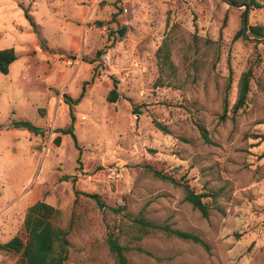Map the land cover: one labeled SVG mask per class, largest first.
<instances>
[{
  "label": "rangeland",
  "instance_id": "1",
  "mask_svg": "<svg viewBox=\"0 0 264 264\" xmlns=\"http://www.w3.org/2000/svg\"><path fill=\"white\" fill-rule=\"evenodd\" d=\"M244 12L224 0H0V49L16 53L0 74V127L27 121L43 130H0V244L43 200L64 226L72 215L86 221L70 237L65 264H113L106 237L127 223L122 210L195 233L209 247L154 232L128 253L130 264H264V40L235 37ZM247 23L264 26V8L247 6ZM173 25L177 79L163 80L156 50ZM194 36L198 67L187 49ZM247 70V98L235 111ZM82 94L72 109L75 145L58 130L70 123L64 96ZM144 166L197 194L216 191L215 201L204 199L209 216ZM83 194H97L104 207ZM14 261L0 252V264Z\"/></svg>",
  "mask_w": 264,
  "mask_h": 264
},
{
  "label": "trees",
  "instance_id": "2",
  "mask_svg": "<svg viewBox=\"0 0 264 264\" xmlns=\"http://www.w3.org/2000/svg\"><path fill=\"white\" fill-rule=\"evenodd\" d=\"M224 1L231 6L247 5L248 7H254L256 9L264 8V4H261L258 0ZM116 2L117 1H114V3ZM243 14L242 27L235 37H242L243 39L253 37L254 39L264 40V26L249 25L247 23L246 30H244ZM25 15L26 17H29L26 10ZM176 27V25H173L169 28L160 46L156 50L157 64L159 71L161 72V78L159 79H177V67L172 60V47L177 41V32L175 31ZM119 33L122 35L124 32L121 30ZM209 44L210 42L208 41L204 42V46L207 48H210L208 46ZM199 45L200 43L198 39L194 36L192 45L187 47L189 51L194 50L192 51V63L195 67L199 66L200 61V58L195 57L198 54L197 49L200 47ZM106 49L107 47L105 46L104 48L96 51L93 60L89 63L97 62L105 53ZM15 59L16 53L13 48L0 49V74H8L10 65L15 61ZM250 76L251 71L247 70L239 79L236 103L234 105L235 111L240 109L246 101L249 91ZM64 98L65 104L69 109L70 123L66 128L59 129L58 133H60V135H71L76 145V139L73 134V123L75 117L72 109L73 106L77 105V103H79L83 98V94L77 100H73L67 95H65ZM116 100V87L113 86V89L107 96V101L109 103H114ZM155 125L157 129L167 133V129L164 126L158 123ZM2 128L27 129L36 136H41L43 134V130L41 128L34 127L27 121L13 122L8 126L0 127V130ZM200 131L203 139L208 141L203 126H200ZM54 143L56 145L60 144V136H56ZM143 170L145 173L150 174L152 178L168 182L174 187L179 188L183 193V199L186 203H188L194 210L198 211L203 218H207L209 216V207L207 203L204 202V199L212 198L213 201H215L218 196L216 191L208 194H197L192 190V188H190L188 182L184 180H176L175 178L164 174L162 171L155 170L151 166H144ZM83 195L92 199L98 207H104V202H102L97 194ZM121 213H123L122 217L127 220V223H125L123 219H120L116 230L110 232L106 237V246L112 258L113 264H130L127 256L128 253L131 251H141L138 246L139 243L147 237V235L154 232H161L167 237H173L177 240L199 245L204 248L205 251H209V247L206 242L195 233L172 228L166 223L156 224L146 218L142 213L132 215L130 213H124V210H122ZM84 224L86 225V221L82 217L72 215L68 225H62V212L43 200H39L26 209L20 231L9 241L0 244V252L15 256L14 264H65L70 255V237L73 232L82 229Z\"/></svg>",
  "mask_w": 264,
  "mask_h": 264
},
{
  "label": "water",
  "instance_id": "3",
  "mask_svg": "<svg viewBox=\"0 0 264 264\" xmlns=\"http://www.w3.org/2000/svg\"><path fill=\"white\" fill-rule=\"evenodd\" d=\"M242 6L245 7V12L243 14V28H244V30H246V27H247V5H240V6L233 5V7H238V8H241ZM255 40H259V39H255Z\"/></svg>",
  "mask_w": 264,
  "mask_h": 264
},
{
  "label": "built area",
  "instance_id": "4",
  "mask_svg": "<svg viewBox=\"0 0 264 264\" xmlns=\"http://www.w3.org/2000/svg\"><path fill=\"white\" fill-rule=\"evenodd\" d=\"M112 1L114 2V1H121V0H112ZM96 2H97V1H96Z\"/></svg>",
  "mask_w": 264,
  "mask_h": 264
},
{
  "label": "crops",
  "instance_id": "5",
  "mask_svg": "<svg viewBox=\"0 0 264 264\" xmlns=\"http://www.w3.org/2000/svg\"><path fill=\"white\" fill-rule=\"evenodd\" d=\"M9 241V240H8Z\"/></svg>",
  "mask_w": 264,
  "mask_h": 264
}]
</instances>
